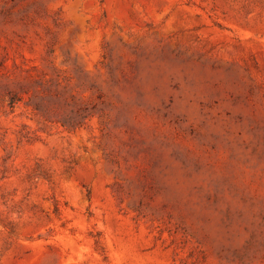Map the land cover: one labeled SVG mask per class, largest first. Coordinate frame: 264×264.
I'll use <instances>...</instances> for the list:
<instances>
[{
    "label": "rangeland",
    "instance_id": "rangeland-1",
    "mask_svg": "<svg viewBox=\"0 0 264 264\" xmlns=\"http://www.w3.org/2000/svg\"><path fill=\"white\" fill-rule=\"evenodd\" d=\"M0 264H264V0H0Z\"/></svg>",
    "mask_w": 264,
    "mask_h": 264
}]
</instances>
